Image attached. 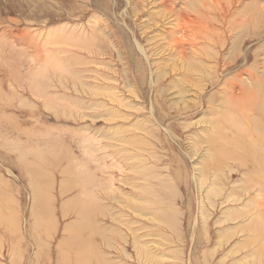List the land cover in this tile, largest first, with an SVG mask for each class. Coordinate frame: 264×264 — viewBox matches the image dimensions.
<instances>
[{
	"label": "rangeland",
	"instance_id": "1",
	"mask_svg": "<svg viewBox=\"0 0 264 264\" xmlns=\"http://www.w3.org/2000/svg\"><path fill=\"white\" fill-rule=\"evenodd\" d=\"M148 1L0 0V190L8 194L0 193V264H84L69 236L90 206L99 211L88 215L81 237L92 242L80 247L82 256L90 252L85 264H264V216L250 221L249 199L258 194L247 190L239 159L254 151L264 158V130L255 128L263 111L229 100L232 90L253 88L241 71L264 74V0L262 11L232 7L227 24L216 11L230 0L208 9V0ZM202 25L233 28L222 62L212 47L210 57L176 61L169 42L189 41ZM222 114L230 125L251 123L248 154L208 171L201 184L212 123L236 131ZM138 125L155 143L140 152L165 179L149 192L144 185L133 191L143 183L129 178L139 158L122 142L130 133L121 130ZM178 160L187 185L173 172Z\"/></svg>",
	"mask_w": 264,
	"mask_h": 264
},
{
	"label": "bare ground",
	"instance_id": "2",
	"mask_svg": "<svg viewBox=\"0 0 264 264\" xmlns=\"http://www.w3.org/2000/svg\"><path fill=\"white\" fill-rule=\"evenodd\" d=\"M143 1H145V0H143ZM194 1H197V0H194ZM194 1H192V2H194ZM217 1H219V0H217ZM186 2H184V3H186ZM192 2H188V4H190L192 6L196 5V2L194 3V5H193ZM220 2H221V0H220ZM140 3H141V1H140ZM156 3L157 2H155V4ZM170 3H172V2H170ZM180 4H181V2H180ZM198 4H200V3L198 2ZM203 4H204L203 6L206 9H208L209 7L210 8L211 7L214 8L215 5H218V4L221 5L220 3L217 4L215 2V0L204 1ZM230 4L231 5L227 6L228 8L225 7V6L222 7V5H221L222 9L218 8L219 9V12L216 11L217 14L221 15V19H222L221 21H222L223 24L229 23L228 20H227L228 17H230V16H231V18L233 17L234 12L231 10L232 7L239 8L240 11L242 10V12L243 11H246L247 8H249V7L254 8V9H257L258 11H262L261 7L258 5V4H260V0H230ZM143 5H145V4H143ZM181 5H183V4H181ZM167 6H169V5H167ZM173 9H174V7H173ZM198 9H200V8L198 7ZM215 9L217 10V6H216ZM179 10H181V9H179ZM193 10H195V9L193 8ZM177 12L178 11H176V13ZM202 12L203 11H201L200 14ZM197 13L199 14V12L196 11V15H197ZM202 14H205L206 15L205 12H203ZM192 16H194V15H192ZM200 16H202V15H200ZM198 18H200V17H198ZM202 18H203V16H202ZM177 19L179 20L178 17H177ZM174 21H176V20H174ZM185 23H187V22H185ZM185 23H182V25L185 24ZM171 24H173V22ZM237 24H239V25H241L243 27H247L245 21H239ZM197 25H199V23H197ZM208 25H209V23H208ZM208 25L207 26H203L202 25L203 27L200 26L201 28L198 27L199 29L197 28V30L199 32H196V33L193 32L192 37H189L190 40L187 41V42H184L183 39H180V38L179 39H173L172 38V40L169 42V47L167 49L169 50V48H170V50H171L170 53H171L172 56L174 55L176 57V61H178V60H180V61H187V60H194V59L195 60H198V58H199V60L200 59H203L204 58V55L206 54L208 56L211 53L212 48H214V49L217 50V52H216L217 53V58L215 56V52H213V57L216 58V61H218L219 63L222 62L221 59L226 54L225 51L227 49L228 43L231 42L229 40L230 39H232V40L235 39V37L233 36V32H232L233 31V28L232 27L231 28L229 27V31L225 30L222 33H216V31L214 29H212V30L209 29L208 28ZM210 26H211V24H210ZM173 28H171V29H173ZM187 28H190V26L187 27ZM211 28H215V27H211ZM191 29H194V28H191ZM234 29H236V28H234ZM190 30H189V32L192 31V30L191 31ZM194 31H195V29H194ZM166 33H168V31ZM169 34H170V32H169ZM184 34H186V33L184 32L183 35ZM176 35H178V34L176 33ZM168 36H170V35H168ZM172 36H174V34H172ZM200 36H201V38H204V39H212L211 38V36H212V37H214V39H212L210 41H212V42L214 41V42L213 43L212 42H209V40H205V41L199 40L198 38ZM185 37H188V36H185ZM166 38L168 39V37H166ZM163 39H165V38H163ZM191 41H193V42H191ZM211 44H213V45H211ZM199 45H203V46H199ZM2 49L3 50L1 52H4L5 53L4 48H2ZM1 52H0V54H1ZM4 53H2L1 55H3ZM5 55H6V53H5ZM5 55H4V57H5ZM209 57H210V55H209ZM257 57H258V59L256 58V60H259L260 57L259 56H257ZM2 59H4V58L2 57ZM173 60H175V59H173ZM173 60H171V61L173 62ZM262 60H263V58H262ZM258 62H260V61H258ZM239 75L240 76L247 75V78L249 80H251V84H252V87L253 88L251 89V88H247V87H244V86H240L239 87V90H237V89H234L232 91L230 90L231 91L230 96H229L230 102L233 103L234 106L238 107L239 110L240 109L243 110V109L248 108V107H251V108L252 107H255L254 110H256L257 107H258V109L261 112L263 111L262 113L259 112L258 117H262V119L264 120V95L261 94V93L264 92V74L262 76L261 75L259 76V74L257 72H253L252 70L251 71L250 70H244V71H241L239 73ZM233 86H234V84H233ZM237 86H239V85L237 84ZM256 91H258V94L257 95H256ZM158 110H159V107H158ZM159 113H160L159 116H163V114H161L160 110H159ZM224 116H226V117H224ZM220 121H223V122L226 121V123H228L229 126H231V129H236V131H234V133H232V135H231V134H228L225 130H223V128H221L219 126V124H216V122L212 123V125L214 126V134L211 137V141L213 143V146L210 148L211 151H210L209 155H207V159H206V161L204 163V166L200 169V173H201V175L203 177L201 179H198V181H200L201 184L202 183L204 184L206 182V180H205V178H206L205 177V174L208 171H216L222 165L226 164L229 159H238L236 156L243 155L244 153L248 154V150L246 149V146H245L244 143H245V140H247V138L249 137V132H250V127L249 126H250L251 123L247 122L248 123V125H247L248 127L247 128L246 127H242V126H236L234 124L230 125V119H227V115H224V114L220 115ZM137 128L141 129L143 127H142V125L141 126L138 125V127L133 128V129L132 128H127V129L126 128H123L121 130V133L122 134L123 133L124 134L130 133V137H124V136H122L123 137L122 138L123 139L122 142H127L129 144H132L133 145V149L135 148L134 149L133 156H136V157L139 158L138 159L139 164L137 166H132V169H131L132 172L131 173H133V174H132V177H129V178L130 179L136 178L138 180H142L143 183H141L140 185L135 186L133 188V191H134L135 188L142 187L144 185L145 187L143 186V188H147V190L149 192L150 190H149V187L148 186H152V184L165 181V179H164V177H161L159 173H156V171L158 172V169H157L158 166H156V161L152 160L151 157H150V155L148 153H146V152H140V150H142V151L147 150V148L149 146H155V143L152 140V137L150 135V133L152 132V130H150L149 134L147 133L150 136H144V135H142V134H140V133L137 132L138 131V130H136ZM253 128H254V126H253ZM255 128H262L264 130V123L263 124L256 125ZM255 139H256V137H255ZM233 143H236L238 145V149L231 148V147L230 148H225V146H229V145H231ZM239 159L242 161L241 163L243 165H245V167H247V169H248V173H249L248 174L249 175L248 176L249 177V180L248 181H249V184L247 185V190L248 189H249L248 191H250V190L252 191L253 190V191H255L258 194V195L256 194L257 195L256 197L254 196V197H251L249 199V202H251V204L253 205V211L251 212L252 209L250 210L251 216H252L251 219H250V221H251L254 218V216H255V218H260V217L264 216V158H260L259 153L254 151V154L252 155L251 158L241 157ZM252 159L254 160V162H252L253 161ZM150 162H152V163H150ZM261 162H262V164H261ZM22 165H24V164H22ZM169 170L171 171V169H169ZM175 171H176V174H177V177L176 176L175 177L178 178V175H179V179H178L179 183H178V185H180V184H183V185L184 184H186V185L189 184V180H188V178L186 176L185 169L181 166V161H179V160H178V168L176 170L173 168V172H175ZM173 179L171 178V180H169V181L171 182V184H173V185L176 186L177 180H173ZM0 184H1V182H0ZM0 187H1V185H0ZM33 187H34V185H33ZM0 193L3 194V195L6 194L5 191L2 190V189L0 190ZM210 194L208 193V195H209L208 198L212 199V197L210 196ZM129 195L132 197L131 200H130V203H129V207L132 209V206L131 205H133L134 202L136 201V196L133 197V195H131V194H129ZM6 196H8V194H6ZM184 201L185 200L181 199V201H179L178 203L184 204L183 203ZM148 202H151V199H148ZM85 203H87V201H85ZM211 204H213V202ZM248 204L249 203L247 201L246 206ZM81 207H80V209H81ZM37 208H39V206ZM95 211H99V209L98 208H95L93 206L85 207V208L82 207V213L76 219V221L71 225L72 226L71 229L73 230L74 233H71L70 236H69L70 243H71L70 245L72 246L74 252L75 253L77 252L76 253L77 255L74 253V256L75 257H78L77 259L79 261L82 260L84 262V264L86 262H88V255L90 254V252H87L86 255L82 256L80 254V250H81L80 247L84 244L85 241L87 242V244L88 243H92V242L89 241V239L88 240L81 239V237L86 234L85 233V229L87 228L88 221H90V220H88V215H91ZM65 214H68V213L65 212ZM14 216H15V214H14ZM93 216L95 217L96 221H98L97 220L98 219L97 214H93ZM236 216H237V214H236ZM239 216H241V213L239 214ZM245 216H249V213H248V215L246 214ZM153 217L155 218V216H153ZM7 218H8L9 221H11V217H7ZM205 220H206V218H205ZM94 226H95V224H94ZM98 227H99V225H96L95 226V228H98ZM34 230H35V228H34ZM91 230L92 229H90V231ZM83 233H84V235H83ZM92 239L95 240V238H92ZM20 243H21V241H20ZM108 244H111V241H109ZM19 247H20V245H19ZM89 247H90V250H91L92 247L94 248L93 244L92 245H89ZM94 253H95V250L93 249L91 251V257L92 258H94ZM42 254H44V253H42ZM13 256H15V254ZM99 257H101V256H99ZM82 261H81V263H82ZM69 262H70V260H69ZM105 263H106V261H105Z\"/></svg>",
	"mask_w": 264,
	"mask_h": 264
}]
</instances>
